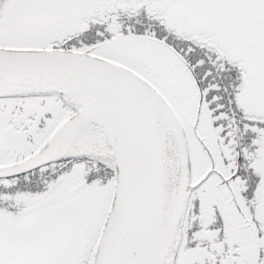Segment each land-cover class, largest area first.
Listing matches in <instances>:
<instances>
[{
    "label": "snow or ice",
    "instance_id": "snow-or-ice-1",
    "mask_svg": "<svg viewBox=\"0 0 264 264\" xmlns=\"http://www.w3.org/2000/svg\"><path fill=\"white\" fill-rule=\"evenodd\" d=\"M0 264H264V0H0Z\"/></svg>",
    "mask_w": 264,
    "mask_h": 264
}]
</instances>
